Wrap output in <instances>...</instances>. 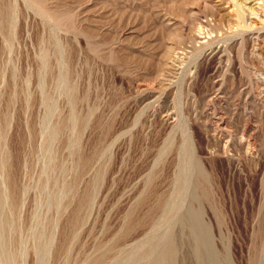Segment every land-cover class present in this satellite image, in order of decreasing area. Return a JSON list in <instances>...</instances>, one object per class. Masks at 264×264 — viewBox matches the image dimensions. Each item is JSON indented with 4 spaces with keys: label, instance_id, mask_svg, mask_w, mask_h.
<instances>
[{
    "label": "rangeland",
    "instance_id": "374dc122",
    "mask_svg": "<svg viewBox=\"0 0 264 264\" xmlns=\"http://www.w3.org/2000/svg\"><path fill=\"white\" fill-rule=\"evenodd\" d=\"M256 2L0 0V264H198L189 211L218 264H264ZM170 39L187 53L164 91Z\"/></svg>",
    "mask_w": 264,
    "mask_h": 264
},
{
    "label": "bare ground",
    "instance_id": "6f19581e",
    "mask_svg": "<svg viewBox=\"0 0 264 264\" xmlns=\"http://www.w3.org/2000/svg\"><path fill=\"white\" fill-rule=\"evenodd\" d=\"M208 3H211V0H206ZM247 1H249V2H258L259 1V3H260V1H262L261 3H263V4H261V5H263L264 6V0H247ZM212 2H214V1H212ZM217 2V1H216ZM233 2V1H232ZM246 2V1H245ZM256 2V3H257ZM198 3V2H197ZM202 3V2H201ZM256 3H254V4H256ZM206 4V3H205ZM214 5H215V7H216V12L218 13V16L219 17H221V18H223V19H226L227 20V23L228 22H236L238 19V11H237V13H236V11L234 10V8H232V7H227V6H225V7H221L220 5H217L216 6V4L215 3H213ZM218 4V3H217ZM224 4V3H223ZM235 4V3H234ZM194 6V5H193ZM236 6V5H235ZM242 6H244V5H242ZM253 6V5H252ZM198 7V6H197ZM196 7V8H197ZM211 8H212V6H210ZM238 9V8H237ZM241 9V8H240ZM203 10V9H202ZM39 11V10H38ZM40 11H42V10H40ZM211 11V10H210ZM240 11V10H239ZM252 11V10H251ZM203 13V12H202ZM207 13V12H206ZM211 13V12H210ZM170 14V13H169ZM194 14H196V13H194ZM46 15V14H45ZM203 15V14H202ZM213 15V14H212ZM163 16H165V15H163ZM174 16V15H173ZM176 16V15H175ZM239 16H241V15H239ZM167 17V15L165 16V18ZM171 17V16H170ZM207 17V16H206ZM210 17V16H209ZM171 19H175V20H177L176 18H172L171 17ZM180 19V18H179ZM188 19V18H187ZM168 20V19H167ZM166 20V21H167ZM186 20V19H185ZM184 20V21H185ZM209 20V19H208ZM164 21V20H163ZM211 21V20H210ZM262 21H264V19L262 20ZM178 22V21H177ZM173 23V22H172ZM184 23H186V22H184ZM189 23V22H188ZM192 23H193V21H192ZM211 23V22H210ZM263 23V22H262ZM175 24H176V22H175ZM180 24V23H179ZM225 23H223V25H224ZM238 24H239V22H238ZM264 24V23H263ZM169 25V24H168ZM174 25V24H173ZM186 25V24H185ZM189 24H187V26H188ZM203 25V24H202ZM234 25V24H233ZM179 26V25H178ZM197 26V25H196ZM200 26V25H199ZM230 26V25H229ZM241 27V26H240ZM239 27V28H240ZM198 28V27H197ZM202 28V27H201ZM205 28V27H204ZM174 29V28H173ZM210 29V28H209ZM213 29V28H212ZM237 29V28H236ZM177 30V29H176ZM197 30H199V29H197ZM202 30V29H201ZM206 30V29H205ZM204 30V31H205ZM230 30V29H229ZM238 30V29H237ZM181 31V30H180ZM200 31V30H199ZM207 31V30H206ZM201 32V31H200ZM208 32V31H207ZM206 32V33H207ZM215 32V31H214ZM236 32V31H235ZM181 33V32H180ZM183 36H184V38L186 37V38H188L190 41H192L193 43L192 44H197V45H199V46H203V45H205V44H207L208 42V40H206L207 38H209V37H207L205 34V36L207 37H205V36H202V32L201 33H199L198 31H196L195 29H193V28H191V27H186L185 26V28H183ZM209 33V32H208ZM231 33V32H230ZM242 33V32H241ZM239 34H240V32H239ZM242 35V34H241ZM244 35V34H243ZM170 36V35H169ZM172 36H177V35H173L172 34ZM208 36H209V34H208ZM167 37V36H166ZM179 37V36H178ZM214 37V36H213ZM221 37V36H220ZM219 37V38H220ZM163 38V37H162ZM181 38V37H180ZM166 39V38H165ZM171 40V41H170ZM169 40V42H168V45H165V46H167V48H166V50H165V60H163V68H162V70L160 71V79H162V81L164 82H166L165 84L166 85H168L167 86V88L165 89V87H162L161 89H160V87L161 86H159V89L160 90H162L163 88H164V91H167V90H169L172 86H173V84L175 83L174 82V79H177V81H179L178 79L180 78V76H179V78H178V75H181V74H179V70H181L180 68H179V65H180V62H182V60L181 59H183L184 57V55H186V51H185V49L184 48H180V47H178V43H176V42H172L173 41V39H170ZM167 41V40H166ZM165 41V42H166ZM178 41V40H177ZM171 42V43H170ZM218 43V42H217ZM179 44H180V42H179ZM196 45V46H197ZM179 46H182V45H179ZM184 46V45H183ZM163 47V46H162ZM186 48V47H185ZM192 48H193V46H192ZM189 50V49H188ZM217 50V49H216ZM241 50V49H240ZM200 52V51H199ZM243 52V51H242ZM163 55V54H162ZM162 55H160V56H162ZM188 56H190V55H188ZM196 56V55H195ZM159 57V56H158ZM183 57V58H182ZM191 57V56H190ZM161 58V57H160ZM162 59V58H161ZM160 59V60H161ZM188 59V58H187ZM189 62V61H188ZM228 62V61H227ZM187 64V63H186ZM159 65V64H158ZM182 65V64H181ZM156 66H157V64H156ZM221 66V65H220ZM157 70V69H156ZM158 72V71H157ZM182 72V71H181ZM158 74V75H159ZM222 77V76H221ZM154 78V77H153ZM219 78V77H218ZM154 80V79H153ZM176 81V80H175ZM155 82V81H154ZM158 82V81H157ZM159 83V82H158ZM177 83V82H176ZM152 84V83H151ZM151 84H149V86L151 85ZM160 84V83H159ZM162 84V83H161ZM160 84V85H161ZM178 84V83H177ZM154 86V85H153ZM153 86H151V87H153ZM221 86H223V85H221ZM221 86L219 85L218 86V88H219V90H220V88H221ZM177 87V86H176ZM145 89V88H144ZM152 89V88H151ZM151 89H150V91H151ZM157 89V88H156ZM159 89H157L158 91H160ZM146 90V89H145ZM152 90H154V89H152ZM163 91V92H164ZM147 92V91H146ZM161 92V91H160ZM154 94V93H153ZM164 94V93H163ZM169 94H170V92H169ZM217 94V93H216ZM159 95V94H158ZM174 95V94H173ZM214 97V96H213ZM212 97V98H213ZM222 97V96H221ZM156 98V97H155ZM155 98H153V101H154V99ZM210 98V97H209ZM212 98H210V99H212ZM172 100V99H171ZM209 100V99H208ZM213 100V99H212ZM212 100H211V102H212ZM162 101V100H161ZM168 102V101H167ZM171 103V102H170ZM208 104V103H207ZM173 105V104H172ZM210 105V104H209ZM171 112V111H170ZM220 117V116H219ZM167 118V117H166ZM169 118V117H168ZM171 119V118H170ZM173 120V119H172ZM169 123V122H168ZM172 123V122H171ZM220 130H221V128H220ZM226 130V129H225ZM223 134V133H222ZM243 142V141H242ZM191 167V166H190ZM194 167V166H193ZM200 169V168H199ZM186 176V174L184 175V177ZM189 180V179H188ZM181 182H183V181H181ZM185 182V181H184ZM187 182V181H186ZM193 182V181H192ZM180 183V182H179ZM178 183V184H179ZM191 183V182H190ZM189 184V183H188ZM196 184V183H195ZM180 185V184H179ZM187 185V184H186ZM184 186H185V184H184ZM189 185H187V187H188ZM186 188V187H185ZM188 188H191L190 186L188 187ZM196 188V187H195ZM181 189H183V188H180V191H181ZM187 189V188H186ZM183 191V190H182ZM188 194V193H187ZM196 195V194H195ZM194 195V196H195ZM191 197V196H190ZM197 196H195V198H196ZM194 198V199H195ZM193 199V198H192ZM192 208V207H191ZM191 208H189V209H191ZM177 209H179V208H177ZM188 208H187V211L189 210ZM191 210H193V209H191ZM177 211H180V210H177ZM196 213V212H195ZM193 213L192 211H189V213H188V215L184 218V217H180V216H178V217H180V219L181 218H184V222L186 223V225H189V227L188 228H190V230H191V232L193 233V235L194 236H192L195 240H196V244H195V247H194V254H195V256H196V261H197V263L198 264H218L217 263V258H216V256L214 255L215 254V252L213 251L214 250V248H212V245H211V243H210V241H209V239L207 238V233H205V232H208V231H203V229L200 227L201 225H199V223H198V218H197V216H196V214H198V213ZM1 220V219H0ZM181 221V220H180ZM178 222H179V220H178ZM182 223V222H181ZM201 224V223H200ZM182 225H184V224H182ZM185 226V225H184ZM190 232V233H191ZM166 236V235H165ZM169 236H171L170 234H169ZM208 236H209V234H208ZM164 237V236H163ZM165 238H167V237H165ZM169 238V237H168ZM163 239V238H162ZM170 239V238H169ZM171 239H172V236H171ZM170 239V240H171ZM194 240V241H195ZM163 241V240H162ZM174 241V240H173ZM160 243H162V242H160ZM167 243L168 242H166V245H167ZM171 244L172 243H168V245L169 246H171ZM165 245V244H164ZM158 246V245H157ZM157 246H155L156 248H157ZM173 246V245H172ZM177 246V245H176ZM161 247H163V245L161 244ZM161 247H160V249H161ZM155 248V249H156ZM165 248V247H164ZM167 248V247H166ZM165 248V249H166ZM174 248V247H173ZM156 250H159V249H156ZM174 250H176V249H174ZM154 251V250H153ZM160 252H161V250H159ZM167 253H165L164 252V249H163V254H158L156 257H153V258H151L149 261H148V264H173V262H172V259H171V261H168L167 262V259L168 258H171V257H173V255H172V253L169 251H167V250H165ZM156 252V251H155ZM158 252V251H157ZM152 254V253H151ZM174 254H176L175 252H174ZM175 258V257H174Z\"/></svg>",
    "mask_w": 264,
    "mask_h": 264
}]
</instances>
